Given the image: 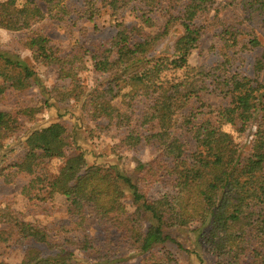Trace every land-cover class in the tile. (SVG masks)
<instances>
[{"label": "trees", "instance_id": "trees-1", "mask_svg": "<svg viewBox=\"0 0 264 264\" xmlns=\"http://www.w3.org/2000/svg\"><path fill=\"white\" fill-rule=\"evenodd\" d=\"M19 1L23 3L18 4ZM135 1L140 6L136 14L140 21L131 24L112 21L117 31L109 40L92 45L74 41L68 49H60L48 35L36 31L24 45L33 58L56 70L58 82L74 90L83 85L81 72L89 67L97 84L90 87L87 96V117L95 122V127L99 119L106 120L101 128L127 127L129 131L118 146L134 148L146 143L153 145L159 154L137 164V181L117 165L90 163L86 150L66 156L57 173L52 174L45 163L53 150L65 149L75 142L73 131L55 121L22 138L26 147L24 157L15 164L0 166V177L6 183H14L19 174L29 175L30 180L21 190L25 198L44 202L60 194L66 199L68 213L81 220L87 206L92 204L106 231L110 233L114 228L141 253L171 239L164 231L165 226L188 227L199 223L202 229L209 228L206 242L211 250L218 257L228 256V264H264V90H261L264 83L254 84L253 79L232 70L230 59L207 72L190 65L189 57L200 46L207 26L202 17L210 15L216 0H184L180 14L167 11L165 23L159 26L149 14L156 0H147L148 4ZM41 2L46 4L45 11ZM96 2L85 0L84 15L88 20H94ZM124 2L102 0L113 14L118 13ZM244 8L249 17L254 11L264 12V0H247ZM73 13L66 0H6L0 2V27L25 29L46 18L74 26L77 20L72 19ZM225 22L228 26L224 32L249 37L245 48L261 44L252 29L244 30L234 22ZM178 25L182 34L170 49L156 55L155 48ZM155 26L157 30H147ZM263 69L264 58H257L256 72ZM35 76L38 74L19 56L0 54L1 95L8 89L32 87ZM208 78L231 101L216 110V122L195 124L196 147L188 150L173 132L175 119L191 96L200 99L202 93L209 91ZM36 108H25L23 115L33 119ZM189 119H185L187 126L192 124ZM19 122V116L0 111V136L12 135ZM237 122L240 126L236 137L222 128L225 123ZM240 137L249 141L250 150L246 151L238 141ZM13 149L4 148L0 141V163ZM165 176L171 177L172 191L156 199L148 198L141 183L152 185ZM126 187L138 205L133 212L127 207ZM143 211L151 216L146 228L142 223ZM7 224L19 228L17 239L12 241L24 244L27 238H32L56 249L45 254L39 247L28 245L19 264H83L66 242L52 243L46 227L38 221L27 224L18 217L13 220L9 208L1 206L0 247L10 238L4 229ZM89 242L85 239L79 245L88 248ZM0 264L11 263L0 257Z\"/></svg>", "mask_w": 264, "mask_h": 264}, {"label": "rangeland", "instance_id": "rangeland-1", "mask_svg": "<svg viewBox=\"0 0 264 264\" xmlns=\"http://www.w3.org/2000/svg\"><path fill=\"white\" fill-rule=\"evenodd\" d=\"M127 1L125 0L118 13L113 14L108 5H104L102 0H97L93 10L94 20H88V17L84 15L87 14L85 0H66L69 8L74 10L71 15L72 19L77 20V24L74 26L69 22L46 18L25 29L0 27V54L19 56L38 74L32 78L34 83L32 87L24 90L8 89L3 95L0 94V111L10 112L19 116L20 119L17 131L8 137L0 136L4 148L6 146L14 148L13 151L6 154L4 162L0 163L1 167L7 163L15 164L24 157L26 147L22 138L30 131L45 127L55 121L63 123L73 131L75 142L65 149L55 148L53 150L52 157L45 163V167L52 174L57 173L66 156L86 150L90 163L96 162L106 166L117 165L137 181V164L148 162L159 154L153 145L146 143L139 144L134 148L118 146L119 141L125 138L129 131L127 127L122 129L101 128L106 124L105 119H99L98 126L95 127V122L87 117L89 108L87 96L91 91L90 87L93 88L97 84L96 76L89 71V67L81 72L83 85H79L81 88L74 90L64 82H58L56 70L33 58L31 51L24 45L30 34L36 31L48 35L52 39V44L60 49H68L71 42L74 41L92 45L98 41L109 40L117 31L112 21H125L128 24L140 21L136 17L140 6L135 0ZM145 1L147 0H141L143 4ZM226 1L216 0L210 15L202 17L207 26L201 37L200 46L193 50L189 57V63L207 72L216 64L230 59L229 65L232 70L236 69L244 76L253 79L254 84L264 83V69L261 72L255 70L257 58H264V12L254 11L249 17L245 13L246 8H244L247 0H236L232 4ZM183 2L184 0H156V6L149 14L154 18L157 26L163 25L166 19L165 14L168 12L180 14ZM22 3L23 1H19L18 4ZM41 6L45 11L46 4L41 2ZM226 20L234 22L244 30L252 29L261 44L245 48L244 44L248 42L249 37L245 34L232 36L230 33L224 32L228 26ZM157 26L148 27L147 30L155 31ZM69 29H71L70 33ZM182 32L183 29L179 25L175 26L166 40L155 48L154 53L159 55L164 50L170 49ZM12 71L16 72L17 69ZM207 81L210 85L206 89L209 91L202 93L200 99L191 96L185 108L175 119L173 132L185 142L188 150H193L196 147L195 124L204 123L207 120L216 122V110L227 106L231 101L229 96L215 89L214 84H211V78H208ZM1 83L2 79L0 78ZM69 88L72 90L67 91ZM261 90H264V87ZM75 94L77 95L75 96ZM27 107H37V111L33 112L35 113L33 119L29 118V115H23L24 111L22 110ZM188 117L192 124L187 126L185 119ZM239 126L240 122L225 123L222 128L236 137ZM238 141L244 145L246 151L250 150V143L245 137H240ZM29 180L30 176L26 174H19L14 183H6L3 177H0V206L9 208L13 220L14 217H18L27 224H35L38 221L46 227L47 236L52 243L66 242L68 247L73 250L75 257L83 264H157L158 262L165 264H228L230 260L228 256L218 257L211 250L210 245L206 242L209 228L207 226L202 229L203 227L201 228L199 223L188 227L165 226L164 231L171 239L157 244L148 253H141L130 243L124 241L114 228L108 233L92 204L87 206L85 218L81 220L68 213L66 199L60 194L55 195L52 201L28 200L22 195L21 190ZM141 188L148 198H159L172 191L171 177L165 176L161 181L152 185L141 183ZM125 191L128 210L133 212L138 205L133 202L127 187ZM150 221V214L143 211L144 228L150 224ZM9 225L4 227L10 238L0 247L2 260L11 264H19L28 245L39 247L45 254L56 250L51 249L47 243L35 242L32 238H27L24 244L12 241V239H17L16 232L19 228H12ZM29 228V226L26 227L28 230ZM85 239L90 240V246L81 248L79 242Z\"/></svg>", "mask_w": 264, "mask_h": 264}]
</instances>
